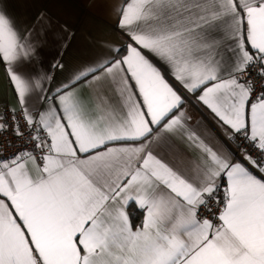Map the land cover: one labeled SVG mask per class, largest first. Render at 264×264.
Wrapping results in <instances>:
<instances>
[{
	"label": "snow or ice",
	"instance_id": "snow-or-ice-1",
	"mask_svg": "<svg viewBox=\"0 0 264 264\" xmlns=\"http://www.w3.org/2000/svg\"><path fill=\"white\" fill-rule=\"evenodd\" d=\"M100 3L68 66L74 32L0 0V264H264V0Z\"/></svg>",
	"mask_w": 264,
	"mask_h": 264
},
{
	"label": "crops",
	"instance_id": "crops-1",
	"mask_svg": "<svg viewBox=\"0 0 264 264\" xmlns=\"http://www.w3.org/2000/svg\"><path fill=\"white\" fill-rule=\"evenodd\" d=\"M7 10L9 15L18 23L25 20L30 21L38 11L43 10L47 12L54 24L64 25L71 32H74L76 38L63 56V60L68 66L78 64L85 55L89 36L112 33V25L117 20L115 15L101 5L100 0H7ZM111 39L117 43L124 42L123 37L116 33L112 34ZM43 55L47 59L52 53L45 50ZM5 89L6 82L3 69H0V101L7 99L15 107V100L11 91L8 90L5 97ZM185 110L190 117L189 123L193 129L213 139L216 134L221 137L225 136L223 129L207 109L193 102L186 104ZM176 144L179 149L186 150L184 143L177 140ZM188 154L194 155L192 152ZM136 210L140 211L138 208Z\"/></svg>",
	"mask_w": 264,
	"mask_h": 264
},
{
	"label": "trees",
	"instance_id": "trees-1",
	"mask_svg": "<svg viewBox=\"0 0 264 264\" xmlns=\"http://www.w3.org/2000/svg\"><path fill=\"white\" fill-rule=\"evenodd\" d=\"M129 213H130V218L132 219V221L138 225L141 222V218H142L140 211L130 207Z\"/></svg>",
	"mask_w": 264,
	"mask_h": 264
}]
</instances>
